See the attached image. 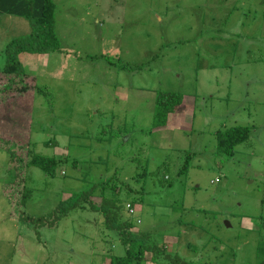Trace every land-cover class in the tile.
<instances>
[{
    "label": "rangeland",
    "instance_id": "obj_1",
    "mask_svg": "<svg viewBox=\"0 0 264 264\" xmlns=\"http://www.w3.org/2000/svg\"><path fill=\"white\" fill-rule=\"evenodd\" d=\"M53 1L63 52L22 54L23 80L2 67L6 45L30 24L0 15V183L17 178L8 195L18 202L20 189L29 192L19 211L0 185V230L14 237L1 250L16 252L13 264L124 256L98 212L74 211L39 230L7 220L17 212L47 220L60 201L88 191L100 205L104 184L106 197L134 210L124 208L133 232L151 233L168 254L190 264H261L264 0ZM159 91L183 94L184 104L153 129ZM235 126L248 127L249 140L232 158L218 156L216 133ZM29 148L68 161L50 177L22 166ZM186 152L193 157L181 174Z\"/></svg>",
    "mask_w": 264,
    "mask_h": 264
},
{
    "label": "trees",
    "instance_id": "obj_2",
    "mask_svg": "<svg viewBox=\"0 0 264 264\" xmlns=\"http://www.w3.org/2000/svg\"><path fill=\"white\" fill-rule=\"evenodd\" d=\"M56 11L57 6L53 0H0L1 16L24 18L28 20L31 27L30 34L13 39L6 45L4 52L5 61L2 67L4 75H13L19 79L27 76L20 58L22 54L42 55L63 52L61 40L56 32ZM77 59L81 60L82 58L77 57ZM108 60L110 59L108 58ZM111 65H114V63H111ZM121 68L123 70L126 69V67ZM183 104V94L159 91L154 108L153 129L167 125L168 117L180 111L183 108ZM250 133L248 127L240 126L220 130L216 133V154L232 158L236 153V148L249 140ZM2 147H4V144ZM7 151L13 154L11 150L7 149ZM27 157V161L22 164V166L24 165L23 167L38 168L50 177L56 175L59 165L68 161L66 158L59 159L42 156L34 153L30 148L27 151ZM191 157H193V154L186 152L183 166L179 171L181 174H186L189 171ZM11 158V161H14V155ZM16 182L17 178L14 181L5 183L4 192L10 201L18 203L14 208L21 211L29 198V192L26 190L21 191L20 189L17 194L21 198L19 202L16 201V196L8 195L9 187L15 186ZM100 185L102 187V202L100 205L92 201L94 193L88 191L74 194L68 199L60 201L47 220L46 217L35 219L25 216L23 212L22 214L17 212L14 215L18 221L29 222L34 226L35 230H39L44 227L53 228L74 211L98 212L104 219L105 229L117 234L125 250V254L122 257L110 256V264H145L147 262V254L152 255L150 261L154 264L158 263L160 258H163L168 264H190L181 260L178 254L173 256L168 254L165 247H160L157 241L152 240L151 233L140 231L134 233L133 229L136 227L134 220L124 215V208H127L126 205L119 199L106 197V185ZM96 188L97 186L93 190ZM130 207L132 208V206ZM127 210H129V207ZM261 264H264V261Z\"/></svg>",
    "mask_w": 264,
    "mask_h": 264
},
{
    "label": "crops",
    "instance_id": "obj_3",
    "mask_svg": "<svg viewBox=\"0 0 264 264\" xmlns=\"http://www.w3.org/2000/svg\"><path fill=\"white\" fill-rule=\"evenodd\" d=\"M0 185H1V183H0ZM1 190H2V192L5 191V183H3V184L1 185ZM4 193H5V192H4ZM7 220H9L10 222L14 223L13 226H12V228H13V229L17 228V230H19V225L23 223V222H21V221H18V220L16 219V216H15L14 214H11V215L8 217ZM7 220H6V221H7ZM6 221H5V222H6ZM12 238H14V237H12ZM12 238L9 236L8 231H6V234H5V233H3L2 230H0V243H1V241H6L8 244H11L12 241H13ZM0 250H1V247H0ZM10 255H11V256H10ZM24 255H25V253H24V252H21L20 255H18V256H20V258H21V257H23ZM15 257H16V252L13 253V252H11V251H9V250H8V251H3V250L0 251V259H1L0 261H2L4 258H7V260H10L11 263L13 264V260H14ZM24 257H25V256H24ZM23 261H24V260H23ZM3 263H4V261L1 262V264H3Z\"/></svg>",
    "mask_w": 264,
    "mask_h": 264
},
{
    "label": "built area",
    "instance_id": "obj_4",
    "mask_svg": "<svg viewBox=\"0 0 264 264\" xmlns=\"http://www.w3.org/2000/svg\"><path fill=\"white\" fill-rule=\"evenodd\" d=\"M130 211H131V213H133V212H134V210H133V209H131Z\"/></svg>",
    "mask_w": 264,
    "mask_h": 264
}]
</instances>
